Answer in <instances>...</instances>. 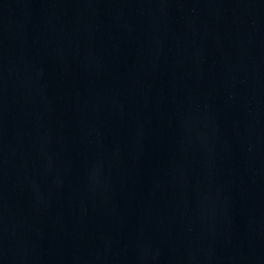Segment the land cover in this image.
Here are the masks:
<instances>
[{"label":"water","instance_id":"obj_1","mask_svg":"<svg viewBox=\"0 0 264 264\" xmlns=\"http://www.w3.org/2000/svg\"><path fill=\"white\" fill-rule=\"evenodd\" d=\"M0 264H264V0H0Z\"/></svg>","mask_w":264,"mask_h":264}]
</instances>
